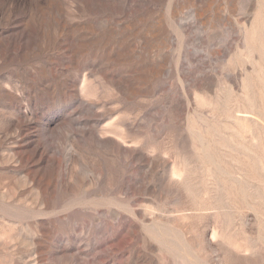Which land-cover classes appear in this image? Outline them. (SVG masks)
Masks as SVG:
<instances>
[{
    "label": "rangeland",
    "instance_id": "obj_1",
    "mask_svg": "<svg viewBox=\"0 0 264 264\" xmlns=\"http://www.w3.org/2000/svg\"><path fill=\"white\" fill-rule=\"evenodd\" d=\"M0 264H264V0H0Z\"/></svg>",
    "mask_w": 264,
    "mask_h": 264
}]
</instances>
